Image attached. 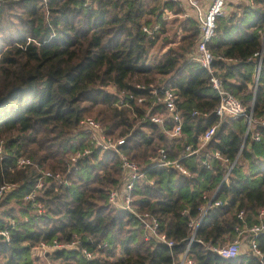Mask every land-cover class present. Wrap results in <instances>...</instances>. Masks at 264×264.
Wrapping results in <instances>:
<instances>
[{
	"label": "trees",
	"instance_id": "obj_1",
	"mask_svg": "<svg viewBox=\"0 0 264 264\" xmlns=\"http://www.w3.org/2000/svg\"><path fill=\"white\" fill-rule=\"evenodd\" d=\"M231 7L217 17L207 42L215 56L212 67L247 110L253 102L252 115L260 118L264 55L255 83L253 53L264 48V0H240ZM167 11L185 15L178 34L171 33ZM198 37L196 17L180 1L10 0L0 5V184L18 183L0 199V228L7 222L4 217L16 220L11 239L0 241V264H38L40 257L51 264H166L187 245L193 264H264V258L261 262L247 251L234 258L203 251L198 240L223 243L236 234V224L259 222L264 209V127L246 133L245 116L218 122V94L193 56ZM158 42L161 56L149 61ZM150 84L178 93L180 134L166 133L169 120L159 124L149 118L165 110L156 96L150 97ZM140 96L143 102L137 101ZM193 109L203 115H193ZM86 116L98 120L108 136L124 138L119 148L141 173L132 191L135 206L158 218L159 232L174 241L171 247L146 238L133 214L108 202L110 189L120 185V157L94 146L79 123ZM216 122V132L200 151L184 155L185 145L196 143ZM254 130L260 132L257 141ZM160 147L189 174L153 165L150 156ZM84 148L89 151L70 161ZM213 151L221 157L203 164L204 154ZM18 156L36 165L11 169ZM42 170L60 172L67 182L43 176ZM39 178L44 184L36 188ZM30 190H36V201L44 207L41 215L23 199ZM212 194L213 202L221 203L211 206L193 229L190 220L199 219L200 207ZM240 211L244 220L238 218ZM54 239L77 243L35 252L42 241ZM256 240L264 251V230ZM83 249L94 256L87 258Z\"/></svg>",
	"mask_w": 264,
	"mask_h": 264
},
{
	"label": "built area",
	"instance_id": "obj_2",
	"mask_svg": "<svg viewBox=\"0 0 264 264\" xmlns=\"http://www.w3.org/2000/svg\"><path fill=\"white\" fill-rule=\"evenodd\" d=\"M10 0H0V5L8 2ZM90 0H86L88 2ZM173 1H180V0H173ZM191 4L193 10H195V17L198 22L199 26V37L196 41L193 56L195 59L200 61L203 67L209 73V82L210 85L216 90L219 101L217 106L214 109L216 116L218 117V122L227 118H237L239 116H245L247 120V129L246 133L249 130H252L255 126H262L264 127V116L260 118H254L252 115L253 110V102L250 105V109L247 110L246 107L241 103V101L231 93L225 86L223 85L222 80L220 79L219 75L215 72L214 68L212 67V62L215 58L212 51L207 46V42L213 36L214 30L216 27V19L219 16L224 15L225 13V4L226 0H209V4L206 9H203L202 5L194 0H188ZM250 2L251 0H247ZM146 32L152 33V29L148 27L143 28ZM264 55V48L261 46L260 49L256 50L253 53L254 61L256 62V78L255 83L258 79L259 70L261 67L262 58ZM137 87L145 88L144 84H137ZM256 86V84H255ZM151 92V96H156V99L160 104L165 107L163 112H157L151 114L149 118L151 121L164 124L166 120H169L172 124L169 129L166 130L168 135H177L180 134L182 131L183 119H182V107L179 106L180 97L178 93L171 87H165L161 85L159 88H156L152 84L148 86ZM145 97L140 96L137 98L138 102H143ZM193 115L201 116L203 112L199 111L198 109L192 110ZM218 122L211 124L207 128H205L202 133H200L197 137V141L191 142L185 145V152L184 155H188L191 153L199 152L201 147L204 146L208 140L213 136L218 128ZM80 125L82 128L87 131L91 136V141L94 146L99 147L102 150L111 149L116 151L120 157V166H121V180L120 185L116 188H112L108 194V202L114 206L119 208L128 210L131 214L134 215L135 218L138 219L140 225L143 227L144 236L146 238H154L157 242L163 243L169 247L174 244L172 239H168L164 232H159V220L156 216L152 215L148 211L139 210L135 205L136 199L134 198L132 191L134 188L135 180L140 177L141 173L139 170L138 164L128 158V156L122 152L119 148V145L124 142L123 137H112L108 136L104 129L102 128L100 122L93 118L92 116H86L80 120ZM252 138L254 140L260 139V132L259 130H254L252 132ZM89 148H84L83 150L77 151L70 157V161H76L80 156L87 153ZM4 143L0 140V158L4 156ZM204 158L202 159V163L207 165L208 158L216 157L220 158L221 155L219 151L207 152L204 154ZM238 155L232 160L228 162V170L223 176L222 180L226 179L227 174L229 173L230 169L234 165ZM150 161L153 165L158 166H173L181 173L188 175L189 171L180 163L178 158H170L167 155V152L163 147L158 148L155 155L150 156ZM28 165H36V163L29 157L26 156H18L15 161L14 165L11 167L13 168H21L26 167ZM43 176H49L56 180L67 182L64 176L60 172H52L50 170H42ZM44 184L42 178H39L36 183V188L42 187ZM18 183L16 182H8L3 181L0 184V199L8 192H10L14 187H16ZM218 187L215 189L214 193L217 191ZM37 192L36 190H30L24 194L23 199L29 201L31 204L35 206L36 214L41 215L44 211V207L42 203L36 201ZM212 196L207 200V202L200 207V216L199 219L196 221L191 219L189 225L196 228L199 221L202 219L204 214L207 210L213 206L218 205L221 203L220 200H215L213 202ZM2 210L0 209V215ZM264 215V209L259 210V217L260 221L257 223H253L250 226L243 224L239 225L236 224L234 226L235 230V237L232 239H228L223 243H214L212 238L208 239H198L201 243V248L203 251H211L217 253L218 255L225 257V258H234L240 252L245 249L243 247V243L246 242V249L247 252H250L253 256L259 258L262 262L264 258V251L261 250L257 245V236L264 230V222L262 221L261 217ZM7 222L4 227L0 228V241L8 242L11 239V227H14L16 224L15 218H7L4 217ZM238 218L244 220L243 213L240 211L238 213ZM27 219V217L25 218ZM192 238H190L189 242ZM77 241L72 240L70 242H60L58 240H53L52 242H45L42 241L35 249V252H39L44 254L45 252L53 249H60V248H72L76 245ZM188 246L185 248L184 252L178 257H173L172 261L166 264H193L192 259L188 256ZM82 252L87 258H92L94 255L87 249H83Z\"/></svg>",
	"mask_w": 264,
	"mask_h": 264
},
{
	"label": "rangeland",
	"instance_id": "obj_3",
	"mask_svg": "<svg viewBox=\"0 0 264 264\" xmlns=\"http://www.w3.org/2000/svg\"><path fill=\"white\" fill-rule=\"evenodd\" d=\"M240 0H233V2H238ZM244 2H248L247 0H242ZM180 2H182L183 7L187 10L188 13L195 15V10L193 11V9H191V6L189 5V2L187 0H180ZM233 2H228V0H226V4H225V14H227L232 7H229L231 4H234ZM234 8V6H233ZM184 14H180V15H172V17L169 18V20H173L171 23V33L176 32V34H178V32L176 31L177 26L179 24V22L184 18ZM162 49L160 48L159 42L150 50V59L149 61H153L155 59H158L161 55ZM109 91H114V89L112 87H108L107 88ZM235 237V236H233ZM233 237H231L230 239H232ZM38 264H51L50 261L48 259H46V257H40L38 260Z\"/></svg>",
	"mask_w": 264,
	"mask_h": 264
},
{
	"label": "crops",
	"instance_id": "obj_4",
	"mask_svg": "<svg viewBox=\"0 0 264 264\" xmlns=\"http://www.w3.org/2000/svg\"><path fill=\"white\" fill-rule=\"evenodd\" d=\"M187 1H188V0H187ZM194 1H197L198 3H200V4L202 5L203 9H206L207 6H208V4H209V0H194ZM232 1H233V0H228V2H232ZM188 2H189V1H188ZM180 3L182 4V2H180ZM189 5L191 6L190 3H189ZM229 7H231V5H230ZM191 9H193L192 6H191ZM172 15H176V14L173 13V12H171V11H167V12L165 13V16H166L167 18L172 17ZM179 31H180V30H178V32H179ZM245 246H246V242L243 243V247L245 248V249H243V251H246V249L248 250V248H246Z\"/></svg>",
	"mask_w": 264,
	"mask_h": 264
},
{
	"label": "water",
	"instance_id": "obj_5",
	"mask_svg": "<svg viewBox=\"0 0 264 264\" xmlns=\"http://www.w3.org/2000/svg\"><path fill=\"white\" fill-rule=\"evenodd\" d=\"M214 199V196L212 197V199L211 200H213Z\"/></svg>",
	"mask_w": 264,
	"mask_h": 264
}]
</instances>
